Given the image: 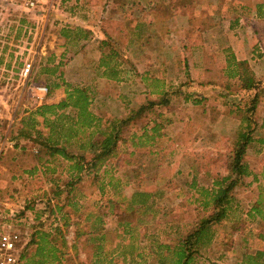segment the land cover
<instances>
[{"label":"rangeland","instance_id":"374dc122","mask_svg":"<svg viewBox=\"0 0 264 264\" xmlns=\"http://www.w3.org/2000/svg\"><path fill=\"white\" fill-rule=\"evenodd\" d=\"M111 1L54 0L51 6L42 4L43 10L26 12L19 0H0V208L19 210L29 231L35 225L51 233L60 226L63 233L55 243L62 253H56L58 261L48 251L53 245L44 243L43 255L29 246L20 264H99L102 249L117 250L107 258L116 264H161L165 252L159 246H174L211 213L203 207L201 191L226 176L236 130L244 126V107L237 105L258 93L256 109L247 112L255 127L246 157L252 175L234 191L228 218L194 262L239 264L243 253L264 250L258 238L264 226L246 217L259 196L264 198V0H197L189 10H148L160 16L151 19L152 25L149 16H136L143 0ZM210 29L213 33L206 35ZM227 54L247 63L256 90L222 96L226 84L236 90V79L226 74ZM27 60H33L32 72L23 78L19 72ZM101 62L116 63L118 80L103 76ZM64 84L88 91V110L101 120L88 130L96 131L95 137L108 130L111 117L121 120L145 108L123 126L115 158L97 174L83 176L69 194V163L49 158L46 174L41 167L46 158L39 163L35 145L17 136L20 119L35 108L34 101L58 103L65 98ZM39 85L48 88L42 101L33 90ZM151 102L157 104L150 107ZM64 112L75 116L70 109ZM155 124L161 128L154 130ZM38 129L48 132L42 125ZM74 144L68 148L77 154ZM56 188L63 191L58 199ZM136 190L158 194L146 208L127 215L131 223L124 233L115 215ZM101 214L100 231L95 219Z\"/></svg>","mask_w":264,"mask_h":264},{"label":"trees","instance_id":"16d2710c","mask_svg":"<svg viewBox=\"0 0 264 264\" xmlns=\"http://www.w3.org/2000/svg\"><path fill=\"white\" fill-rule=\"evenodd\" d=\"M98 1L92 0L91 4L96 5ZM196 2L197 0H143V7L139 11H136V16H142L140 18L141 20L149 16V24L152 25L151 19L155 20L158 19L157 17L160 18V16H150L145 13L146 11L154 10L158 13L163 10L168 14L171 7L177 6L189 10L193 9ZM258 8L260 9L261 6H258ZM134 27L136 28V25ZM207 32H205V34H207ZM67 33L68 31H64L62 35L66 37L68 36ZM77 33L81 34L83 38L87 37L82 34L84 32L80 30ZM103 43L104 41H102V44ZM110 51L111 56L117 55L116 50ZM115 64L112 67H108L107 63L101 62L100 65L105 67L103 76H106L107 79L118 80L119 71L116 69L117 65ZM226 64L228 70V73H226L227 77L229 79H236V90H231L229 84H226L224 91H222V96H236L241 92H251L257 89V79L245 61H238L232 54H227ZM155 81L156 80H154V82ZM64 86V99L55 104L42 103L39 106H35V108L28 111L26 116L20 119L19 124H21V127L17 130V136L29 140L35 145L34 153L37 154V157L41 155L39 156V163L41 159L46 158L43 164H41L46 174L50 172L47 162L49 158L53 159L55 157H60L69 163L68 172L71 173V175L69 177V182L65 183V187L68 190L67 194H69L70 191H73L81 182L83 176L87 177L91 173L97 174L108 159L115 158L119 143L123 141L121 136L123 126H126L134 117L140 115L145 108L144 106H140L137 111H131L128 118H123L121 120L111 117L108 119V130L101 131L97 137H95L96 131L88 132V130L96 128L98 122L101 120L88 110L91 101L88 91L84 88L72 87L69 84H64ZM182 87L180 88L182 89ZM166 95L167 93L164 91L162 97L166 98ZM167 99L168 98L165 100L167 101ZM197 101L199 102L200 100ZM197 101H194V103L197 104ZM258 102V93H255L249 103H244V105L241 106L237 105L240 110L241 107H244V112L241 117V123H243L242 125L244 126H242L240 130H236V140L232 144L230 156L226 159L225 166L227 174L221 179L215 180L211 189L206 188L201 191V195H204V201L202 202L203 207L204 209L208 208L211 213L205 218H202L192 231L178 238L174 246H169L167 244L159 246L164 249L165 252V258L161 259V264H194L197 257L210 245L212 239L215 237V228L217 227L218 229V226L228 218V213L231 210V205L234 200V191L244 179L252 175L246 157L251 144L255 141L253 138L255 127H253L254 125L248 117L247 112L252 113L256 109ZM156 104L157 102H151L149 106L153 107ZM247 106L250 107L249 110H247ZM67 109L73 111L75 116L72 117L71 115L65 114L64 111ZM40 125L48 130L47 134H44L38 129ZM158 127L161 128V125L155 124L154 130L158 129ZM72 140H75L74 145H76V148L79 150L77 154L70 151L68 148ZM259 142L263 143V140H259ZM87 168L88 170H86ZM35 171L36 169L34 168L33 172ZM134 177L138 179L137 172L134 174ZM194 183L193 181L192 185H194ZM62 192V190L56 188L54 194L55 198L58 199ZM157 194L156 191L145 193L136 190L131 194L128 200L126 199L125 202L123 201L120 203L121 208L119 209V214H116L115 217L118 219L117 222L119 225L124 227V233H127V228L131 223L127 215L132 213L135 214L140 208H146V201L148 199L152 201V199L157 197ZM263 200L264 198L261 194L246 213L247 218H258L262 226H264ZM112 204L116 206L119 202H112ZM152 204L151 202V205ZM57 208L60 212L62 206H57ZM102 217L103 215L101 214L95 219V223H97L96 228L100 231L102 230L100 225L104 224ZM95 223H92V227H94ZM36 227L35 225L32 226V230L29 231L27 244L21 250L22 256L27 252L26 248L29 246L36 247L35 254L43 255L46 247V245H44L45 243L53 245L52 250L48 251H50L53 259L58 261L59 257L56 256V253L60 255H62V253L60 249H57L55 243L58 237H61L60 235L63 234L62 230L59 228L60 226L51 231L53 234L42 232V230H40L41 227L37 229ZM235 229L236 226L233 224L231 230ZM32 235L37 236L36 241L33 240ZM80 235L81 233L78 234V236ZM258 238L264 241V233L259 232ZM223 244L227 245L221 242V245ZM29 251H31V249ZM115 251L117 250L113 249L109 252H105L102 249L100 253L104 255V257L103 260H101L100 257L98 258L99 264H116L118 260L107 259ZM130 259H132V257ZM39 263H43L42 260L39 261ZM239 264H264V250H258L253 254L243 253L239 260Z\"/></svg>","mask_w":264,"mask_h":264},{"label":"built area","instance_id":"2783aa9c","mask_svg":"<svg viewBox=\"0 0 264 264\" xmlns=\"http://www.w3.org/2000/svg\"><path fill=\"white\" fill-rule=\"evenodd\" d=\"M54 0H19L20 6L26 12L43 10L45 2L52 5ZM33 60H27L20 69V76L29 78L32 72ZM34 93L40 95L39 101L47 95L45 85L34 87ZM32 219L29 221L31 222ZM30 223L25 220L19 210L13 208H0V264H20L22 261V248L27 244Z\"/></svg>","mask_w":264,"mask_h":264},{"label":"crops","instance_id":"0c3cea01","mask_svg":"<svg viewBox=\"0 0 264 264\" xmlns=\"http://www.w3.org/2000/svg\"><path fill=\"white\" fill-rule=\"evenodd\" d=\"M112 1L110 3H112ZM213 31H214V29H211V31L210 32H207L206 35H209V34L213 33ZM203 35H204V33H203ZM34 103H35V106H39V104L42 103V102H38V101L35 100Z\"/></svg>","mask_w":264,"mask_h":264}]
</instances>
